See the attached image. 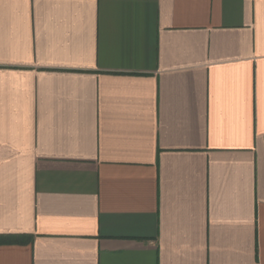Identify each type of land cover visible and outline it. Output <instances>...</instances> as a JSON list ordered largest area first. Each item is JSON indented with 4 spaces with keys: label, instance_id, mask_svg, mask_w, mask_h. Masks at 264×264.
I'll list each match as a JSON object with an SVG mask.
<instances>
[{
    "label": "crops",
    "instance_id": "0c3cea01",
    "mask_svg": "<svg viewBox=\"0 0 264 264\" xmlns=\"http://www.w3.org/2000/svg\"><path fill=\"white\" fill-rule=\"evenodd\" d=\"M0 264H264V0H0Z\"/></svg>",
    "mask_w": 264,
    "mask_h": 264
},
{
    "label": "trees",
    "instance_id": "16d2710c",
    "mask_svg": "<svg viewBox=\"0 0 264 264\" xmlns=\"http://www.w3.org/2000/svg\"><path fill=\"white\" fill-rule=\"evenodd\" d=\"M32 238L30 236L20 235V236H11V235H3L0 236V245L2 244H28L30 243Z\"/></svg>",
    "mask_w": 264,
    "mask_h": 264
}]
</instances>
